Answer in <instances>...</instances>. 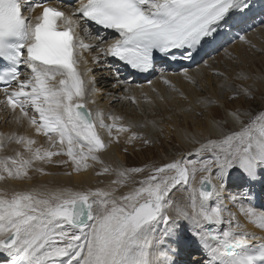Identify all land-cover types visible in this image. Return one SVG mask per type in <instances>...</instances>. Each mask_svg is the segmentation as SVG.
I'll use <instances>...</instances> for the list:
<instances>
[{
    "label": "snow or ice",
    "instance_id": "snow-or-ice-1",
    "mask_svg": "<svg viewBox=\"0 0 264 264\" xmlns=\"http://www.w3.org/2000/svg\"><path fill=\"white\" fill-rule=\"evenodd\" d=\"M77 2L75 14L86 22L113 30L117 37L114 42L104 47L106 39L98 37L96 45H84L76 40L74 25L78 26V21L64 11L45 5L33 23L30 13L40 4L29 2L25 8L22 0H0V61L6 62L0 70L5 94L0 104L13 111L19 108L25 117L29 116L27 109H34L30 124L38 133L43 132L50 143L49 149H33L34 140L17 139L32 155L26 160L20 159L19 154L0 159V169L10 177L27 176L34 161L52 163L54 156H67L76 171L89 167L87 161H97L95 153L107 147L96 131L97 122L110 136L114 128L129 131L130 126H117L118 117L113 118L112 124H105L102 113L94 118L80 102L95 88L88 87L94 81H86L77 69V46L97 49V63L112 57L133 70L147 72L157 58L175 61L177 52L183 60L194 61L209 50L219 51L231 42L233 30L246 35L257 15L264 25V0L259 12L254 0ZM245 35H238L237 39L245 40ZM21 66L30 70V77L20 78ZM184 75L195 83L187 70ZM57 76L61 77L58 86L51 83ZM114 76L119 82L118 71ZM164 82L171 86L170 81ZM129 99L135 102L134 97ZM201 103L211 101L205 99ZM241 115L237 111L231 113L240 124L238 131L222 133V139L201 146V150L211 151L212 155L202 161L199 170L211 173L215 167L220 184H213L209 176H204L199 190L191 188L190 212L175 205L169 195L177 185L189 184L184 161L155 168L141 181V187L119 199L100 189L18 191L10 196L0 193V255H6L4 264H179L181 251L198 243L211 255L206 262L195 260L190 264H264V242L252 244L254 235L237 232L233 227L216 233L207 227L223 223V206L211 202L227 189L229 180L241 187L247 180L250 185L264 170V123H246ZM257 120L264 121V114ZM136 138L133 133L131 139ZM103 171L109 169L105 167ZM143 171L144 168L136 167L119 175ZM167 172L176 174L164 175ZM170 211L175 215H169ZM254 222L264 229V216Z\"/></svg>",
    "mask_w": 264,
    "mask_h": 264
},
{
    "label": "bare ground",
    "instance_id": "bare-ground-1",
    "mask_svg": "<svg viewBox=\"0 0 264 264\" xmlns=\"http://www.w3.org/2000/svg\"><path fill=\"white\" fill-rule=\"evenodd\" d=\"M254 3L256 11L259 12L262 7L261 0H254ZM74 6V8L66 7L65 14L69 15L73 20L78 21V26L74 25L76 40L82 41L84 45L94 46L99 43L98 37H103L107 41L104 47H107L110 43V35L106 33H97L94 28L80 20L75 14V9L79 7V4L77 3ZM42 10L43 6L37 7L35 11L30 13L33 17V23H35V17L42 14ZM25 14L29 15L27 12H25ZM257 17L260 18L259 22H256ZM256 18L255 24L248 28L246 35L243 33V35H245V40H231V42H234L233 46L220 53V50H209L207 55L202 54L206 59H208L209 56L213 57V59H208L202 64L194 65L195 62L193 64H185L179 68L170 67L162 63L160 68L156 67L153 74L145 81L133 79L128 72L121 69L117 61H114L110 57L104 58L101 63H97L96 57L99 53L94 47H85L81 49L77 46L75 49V51L79 53L77 56L79 60L77 69L81 72L82 77L86 81H94V83H90L88 87L95 88L94 92L87 93L80 102L86 105L89 111L93 113L94 118L98 112L102 113L105 124H112L113 118L118 117L119 119L115 120L117 126H130L129 129L132 133H128L127 131L120 132L117 128H114L110 136L108 130L99 127L97 122L96 131L107 147L95 153L99 157L97 161L91 159L87 161L89 167H82L80 171H76L75 166L67 156H54L52 157V163L39 160L34 161L32 167L27 169L28 175L24 177H10L7 172L0 169V176H3V179H0V193H5L3 190H10V192H29L33 190L56 191L65 189L73 192H87L100 189L111 193L112 198L115 196L122 197L127 195L129 193L128 190L134 188V182L126 180L124 178L125 175H119L121 171H124L119 161L123 160L121 150L126 148L128 143L135 142L130 139L133 133L141 135L145 133L147 140L150 139L153 142L151 134L155 133V128H157L156 124L158 123L157 120H161V118H157L156 115V120L151 118L153 116V110L155 113L157 110L164 111L165 121L161 123L167 124L173 129V134L186 144L185 148L188 152L191 150L198 151V145L208 144L210 140L216 141L222 139V133H224L223 127L218 124V122L211 120V115H219V112L215 108H219V105L223 103L222 99L224 95H226L228 99L229 96L239 93L233 90L231 91L230 89H232V87L229 86V83L233 81L234 84H240V86L243 87L240 92L242 91L243 94H245L248 89H258L260 92L264 91V75L259 71L255 75L253 69V64L255 66L256 61L260 60L257 59L256 56L259 54H256V52H260L264 49V25L260 23L262 17L257 15ZM61 25L63 26L62 22ZM232 35H235V33L233 32ZM245 41L250 43H246ZM261 62H263V58ZM237 64L240 65L237 66ZM237 67L239 68L237 69ZM185 70H187L188 76L195 80V83L190 82L185 77ZM117 71L119 72V82H117L114 76V73ZM217 73L224 75L227 81L221 83L222 79L216 78V76H218ZM201 74H203L204 77L200 78ZM30 75V70L26 68L20 78L23 80L30 77ZM60 79L61 77L57 76L51 83L58 86ZM165 80L170 81L171 86L166 84L164 82ZM225 82H228V84ZM220 84L224 87L222 90H220L222 88H220ZM110 87L113 88L111 89ZM102 93L105 94L106 97L103 96L104 98H102ZM129 97H134L135 102L129 99ZM4 99V94L0 92V100ZM205 99L211 102L214 101V104L217 106L213 108V111L212 109H207V116L209 118L207 117V122L203 124L204 122H197L194 112L199 110L203 111L209 106L208 104L201 103V101ZM171 109L174 110L176 114L170 113ZM27 110L29 111V116L25 117L19 108L13 111L10 107L0 104V142H2V147H0V159L17 157L18 154L20 159L26 160L31 157L32 154L28 152L26 145L16 142L20 137H24L25 140H34L35 143L31 145L33 149L37 147L41 149L50 148L48 137L45 136L43 132L38 133L36 127L30 124V117L33 111L31 108ZM232 112H227L226 118L229 126L234 129L233 131H238L240 129V124L233 119L231 116ZM179 116L183 118L186 124H193L196 127V132L194 131L195 133L193 132L192 135L184 132L179 125ZM241 117H244V114L241 115ZM195 120L196 122L194 123ZM259 123L264 122L260 121L258 124ZM169 127L167 128L169 129ZM116 136L118 140L113 139V137ZM140 143L141 142H139V144ZM141 147L142 151L147 148L153 149V147L145 143L141 145ZM51 150L55 151L57 149L52 148ZM197 155L190 156L195 158ZM61 160H66L68 163H58V161ZM167 161L171 162L169 160ZM105 167L109 169L110 173H103ZM100 173H102V175L98 178L97 174ZM215 173L216 172L213 171L211 173H201L200 177L194 178L195 184H193L195 187L193 188H201V180L204 176H209L213 184L219 185ZM175 188L172 189L169 194L174 204L189 212L192 211L191 208L188 207L190 196L186 198L187 190H176ZM224 194L225 192L223 191L221 196H225ZM249 196L253 200H246V202L241 204L239 202H233L234 205L231 209V206H228V200L223 198L225 202L223 201L224 206H222L223 209H226L223 213V216H226L224 220L233 221V223L225 225L222 231H227L229 227H233L237 232L244 231L254 235L255 239L253 240L257 243L264 242V229L259 228L258 223L254 222L258 221L259 216H264V206L260 210H254L253 207L249 206L250 204L252 206L253 201L257 200L256 196L261 197L262 193L260 190H257L256 193H249ZM211 203L213 204V202ZM238 208H240V210H238ZM246 212H254L255 215H246ZM169 215H175V212L170 211ZM207 227L213 232L215 224L208 225ZM198 246L206 253L209 252L208 249L203 248L199 243ZM210 255L211 253L209 252L208 256ZM5 260L6 255H0V264H4ZM178 261L179 264L185 262H182L179 258Z\"/></svg>",
    "mask_w": 264,
    "mask_h": 264
},
{
    "label": "rangeland",
    "instance_id": "rangeland-1",
    "mask_svg": "<svg viewBox=\"0 0 264 264\" xmlns=\"http://www.w3.org/2000/svg\"><path fill=\"white\" fill-rule=\"evenodd\" d=\"M256 54H259L256 57H257V59H260V60L256 61V63H255L256 67L253 64V69H254L255 75L257 74L258 71L264 75V65H263L264 64V49H262L260 52H256ZM262 58H263V62H261ZM239 65L240 64H237V66H239ZM238 68L239 67H237V69ZM212 74H213V72H212ZM223 76L224 75H218V76H216V78H218V79L221 78L222 79L221 83H222L224 81H227L225 79L226 77L225 76L223 77ZM202 77H204L203 74L200 75V78H202ZM214 78H215V76H214ZM226 84H228V82ZM219 86H220V88L222 87L221 89L219 88L220 90H222L224 88L222 86V84H220ZM229 86L232 87V89H230L231 91L233 90L235 92H239V93H235L236 95L238 94L237 97H236V95H231L227 99V96L224 95V97H226V98L223 97V99H222L223 103H221L219 105V108L216 107L217 105L214 104V101L211 103H208L209 106L206 109H204L203 111L199 110L197 112H194V114H196L195 119L197 118L196 119L197 122L198 121L202 122V123L204 122L203 124H205V122H207V117H208L207 116L208 115L207 109H212V111H213V108H215V107H216L215 109L219 112V115H215V116L211 115V120L218 122V124H220L223 127L224 133L230 134L234 130L233 128H231L229 126L227 118H226L227 112H229V111L232 112L233 110H237L238 113L244 114V117H241V119L244 120L246 123H252V121H257V123L260 122L259 120H257V118L260 117L262 114H264V93H263L264 91L260 92L258 89H256V90L255 89H248V91H246V93L243 94L242 91L240 92V90L243 89V87H241L240 84H238V83L234 84V82L231 81L229 83ZM110 88L112 89L113 87H110ZM205 91H207V90H205ZM103 96L106 97L105 94L102 95V98H104ZM232 97H235V99H233ZM153 108H155V107H153ZM170 113L176 114V113H174V110H172V109L170 110ZM152 114H153V116L151 115L152 116L151 118H153V119L156 118L155 115L157 116V118L158 117L161 118L160 121L157 120V122H158V123L156 122L157 124L155 123L157 126V128H155V133L151 134V137L153 138V142L150 139L147 140L145 133L143 135L137 134L138 138H136V139L130 138L132 141H135V142L134 143L133 142L128 143L126 148L121 150V156H122L123 160H119V161L122 164L124 171L131 169V168H136V167L144 168V171L142 173L126 172L124 178L128 181L134 182V188L129 189L128 194L133 193L137 188L141 187V181L147 179L150 175H152L154 173L155 168L161 167L167 163H171V162H175V161H184V162L186 161V163H184L183 167H186L188 169L189 184L188 185H185V184L177 185L175 189L176 190H179V189L187 190L186 198H188L190 196L191 188L195 187L194 186V184H195L194 178H196L198 176L200 177L201 173H204L203 171L199 170L203 167L202 161L209 159L212 155V152L201 150V146L207 145V144L198 145L199 146L198 151H196V150L195 151L191 150L190 152L186 151V148H185L186 144L183 143L182 140L180 141L178 138L175 137V135L173 134L174 133L173 129L171 127H169L167 124L161 123V122L165 121L164 111L157 110L155 113L153 110ZM178 120L180 121L179 122L180 127L187 134L192 135L194 131L196 132V127L193 124H192L193 126L189 125L191 123L186 124V122H184V120L181 116L178 117ZM196 120L194 121V123L196 122ZM262 122H264V121H262ZM167 127H169V129ZM127 132L132 133L130 131V129ZM218 140H220V139H218ZM146 141H149V142H146ZM139 142H141V143L139 144ZM144 143L146 145L153 147V149L147 148V149L142 151L141 145H144ZM190 155H197V156H195V158H193ZM167 160H169L171 162H168ZM189 160L191 161L190 164L187 163V161H189ZM212 171L216 172V168L213 167ZM103 173L104 174L110 173V171L103 172ZM174 174H175V172H167L164 175L173 176ZM101 175H102V173L97 174V177L100 178ZM218 182L220 184L219 179H218ZM242 183H243V186L241 187V186H238L237 184L231 182V180H229V182L227 184V189L224 191L225 196H220L218 198L214 197L213 201H212L213 204L215 205V204L219 203V204L223 205V201H224L223 198H225L228 200L227 201L229 203L228 206L229 207L231 206L230 207V209H231L234 205L233 202H239L241 204L243 202H246V200H250V199L253 200L249 196V193H252V192L256 193L257 190H260L262 193V196L261 197L256 196L257 200L253 201L252 206L249 203L250 201L247 202L250 204L249 205L250 207L254 208V210H260L264 206V199H263L264 198V170H261L259 177L256 178L250 185L248 184L247 180L243 181ZM196 189H199V188L196 187ZM3 191L7 194V196H10L11 194L14 193L13 191L10 192V190H6V191L3 190ZM119 192H123V191H119ZM232 196H235L236 199L232 200L230 198ZM114 198L119 199L120 197L115 196ZM238 210H240V208H238ZM224 211H226V209H223V213H224ZM223 218L226 219V216H223ZM232 223H233V221H231V224ZM228 224H229L228 220H223V223H221V224H215L213 232H216V233L221 232L225 228V225H228ZM197 246H198V244L194 245L191 248H186V249L182 250V253H180V255L177 257V259L179 258L182 262L185 261L183 264H190L191 261H195V260H201V261L206 262L208 259L207 253L204 252L202 249H200V251H199ZM199 257H201V258L199 259Z\"/></svg>",
    "mask_w": 264,
    "mask_h": 264
}]
</instances>
